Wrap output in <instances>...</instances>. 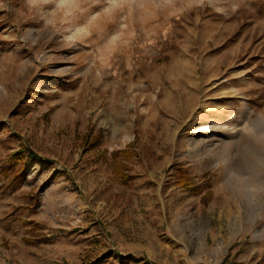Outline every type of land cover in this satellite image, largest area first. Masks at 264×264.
Returning a JSON list of instances; mask_svg holds the SVG:
<instances>
[{
	"label": "rangeland",
	"instance_id": "1",
	"mask_svg": "<svg viewBox=\"0 0 264 264\" xmlns=\"http://www.w3.org/2000/svg\"><path fill=\"white\" fill-rule=\"evenodd\" d=\"M20 149L0 264H264V0H0V167Z\"/></svg>",
	"mask_w": 264,
	"mask_h": 264
},
{
	"label": "trees",
	"instance_id": "2",
	"mask_svg": "<svg viewBox=\"0 0 264 264\" xmlns=\"http://www.w3.org/2000/svg\"><path fill=\"white\" fill-rule=\"evenodd\" d=\"M102 138H103L102 130L99 128L96 135L91 140V145L95 146L97 143H99L102 140ZM23 150L24 149H20L12 152L8 156L6 162L0 167V170L2 172H4L5 174L12 175L11 176L12 183H21L25 178L24 166H23L24 155L22 154ZM25 150L28 151V157H27L28 160L38 157L34 151L29 150L27 148H25ZM132 154L133 151L128 147L111 151L114 180H120L125 182L130 178V174L126 170L131 168V166L129 165V163H127L124 160L130 159ZM178 184L180 186L186 187L189 190H194V191L199 190L201 187L200 182H195L194 180L186 179L183 177H180V179L178 180ZM206 193H209V191H207ZM34 227L37 226L33 225L29 230L34 232L33 230Z\"/></svg>",
	"mask_w": 264,
	"mask_h": 264
},
{
	"label": "bare ground",
	"instance_id": "3",
	"mask_svg": "<svg viewBox=\"0 0 264 264\" xmlns=\"http://www.w3.org/2000/svg\"><path fill=\"white\" fill-rule=\"evenodd\" d=\"M140 1H142V2H144V3H145V1H146V0H140Z\"/></svg>",
	"mask_w": 264,
	"mask_h": 264
}]
</instances>
